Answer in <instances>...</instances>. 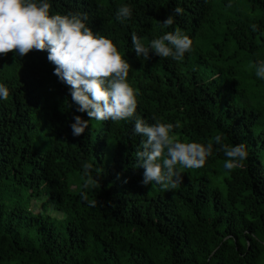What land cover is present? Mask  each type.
I'll list each match as a JSON object with an SVG mask.
<instances>
[{
	"label": "trees",
	"instance_id": "obj_1",
	"mask_svg": "<svg viewBox=\"0 0 264 264\" xmlns=\"http://www.w3.org/2000/svg\"><path fill=\"white\" fill-rule=\"evenodd\" d=\"M125 3L133 16L121 23ZM52 4V13H87L93 31L113 39L132 65L140 116L178 122L182 142L212 143L213 154L202 168L177 164V188L145 186L132 123L92 119L73 136V116L89 117L69 106V86L47 52L0 55V82L10 89L0 100V264H264V80L254 66L264 60V0ZM177 6L183 13L162 27ZM176 28L193 40L183 60L135 55L133 33L150 44ZM217 135L248 145L241 167L224 168ZM85 162L94 165V188L84 187Z\"/></svg>",
	"mask_w": 264,
	"mask_h": 264
},
{
	"label": "clouds",
	"instance_id": "obj_2",
	"mask_svg": "<svg viewBox=\"0 0 264 264\" xmlns=\"http://www.w3.org/2000/svg\"><path fill=\"white\" fill-rule=\"evenodd\" d=\"M231 6L230 4L228 5ZM52 0H0V55L12 52L24 57L33 50L46 51L48 61L54 65L53 74L61 83L69 86L76 112L86 113L89 119L74 115L70 124L72 135L79 137L89 128L92 119L97 121H128L133 124V135L142 137L136 151L138 167L144 169L141 183H153L164 189L177 188L183 177L176 168H202L213 154V144L191 141L182 142L175 134L176 124L162 122L155 116L149 123L137 113L139 91L129 82L132 68L129 60L121 54L113 39L94 32L88 25L85 12L52 13ZM182 7H175L173 13L159 22L162 27L175 24L176 15L182 14ZM133 16V8L125 3L116 12V19L126 23ZM253 31L258 26L252 25ZM131 43L137 57L151 59L150 53L161 58L171 57L181 61L192 51L193 40L181 29L165 32L154 38L150 44L133 33ZM255 75L264 80V60L254 62ZM9 87L0 82V100H7ZM229 158L224 168L231 171L241 167L249 156L248 145L222 143V136L215 137ZM84 187L99 184L93 174L94 165L85 162ZM87 200V193H82ZM97 200L92 201L95 205Z\"/></svg>",
	"mask_w": 264,
	"mask_h": 264
},
{
	"label": "rangeland",
	"instance_id": "obj_3",
	"mask_svg": "<svg viewBox=\"0 0 264 264\" xmlns=\"http://www.w3.org/2000/svg\"><path fill=\"white\" fill-rule=\"evenodd\" d=\"M40 205H41V202H39L37 205H33L32 210L34 212H40L41 211ZM45 208H46V206L43 205L42 209L45 210ZM47 213L52 215V216H55V217L58 216L57 213L53 211V208L51 206L48 207ZM60 215H61V213H60Z\"/></svg>",
	"mask_w": 264,
	"mask_h": 264
}]
</instances>
